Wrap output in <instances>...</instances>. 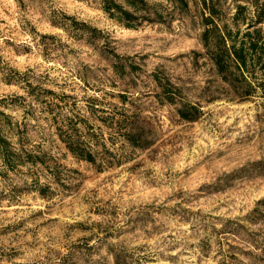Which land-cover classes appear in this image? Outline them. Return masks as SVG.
<instances>
[{
	"label": "rangeland",
	"instance_id": "374dc122",
	"mask_svg": "<svg viewBox=\"0 0 264 264\" xmlns=\"http://www.w3.org/2000/svg\"><path fill=\"white\" fill-rule=\"evenodd\" d=\"M258 29L255 87L239 100L197 55L193 7L127 29L87 0H0V110L19 132L16 147L44 160L0 163V264H264V23ZM155 71L200 104L195 122L155 97ZM121 113L138 118L147 147L118 135L107 117ZM77 118L96 166L58 139L57 126Z\"/></svg>",
	"mask_w": 264,
	"mask_h": 264
},
{
	"label": "trees",
	"instance_id": "16d2710c",
	"mask_svg": "<svg viewBox=\"0 0 264 264\" xmlns=\"http://www.w3.org/2000/svg\"><path fill=\"white\" fill-rule=\"evenodd\" d=\"M87 1L94 4L107 18L127 29H136L143 25L167 24L172 22L174 13L184 16L188 14L191 7L195 8L201 26L199 41L203 50L197 55L202 56L210 65L214 75L227 85L230 95L239 100H245L252 94L255 86L250 69L259 63L255 60L261 41L258 27L264 23V5L260 4L261 0H230L228 5L225 4L226 0H162L163 3H150L147 0ZM164 3L166 6L163 5ZM67 19L71 22V27L80 30L77 22L72 18L67 17ZM59 27L66 29L61 25ZM87 32L94 36L99 34L96 29L91 28H87ZM151 79L155 88L158 89L155 97L173 107L181 121L195 122L202 115V107L199 103L188 101L183 86L171 83L169 79L163 78L162 74L159 75L156 71L152 73ZM118 97L122 102L126 99L124 94H119ZM212 100L214 98L210 101ZM2 103L3 101L0 100V106ZM89 108L92 114L96 112L94 106L89 105ZM121 114L123 120L107 117L111 125L118 124L123 127L118 135L122 136L124 142L131 148L147 147L149 142H147L144 128L139 125L138 118ZM9 118L0 110V163L2 166L12 170L23 164L43 165V158L16 147V144L12 142L13 137L19 132L16 129L12 131ZM65 121L63 125L56 128L60 142L75 159L96 166L97 152L90 144V138L87 139L81 135L76 127L78 123L82 124L85 121L81 118ZM18 141L20 145V140ZM102 163L101 159L97 166L99 169ZM1 175L0 170V177ZM39 194H43L40 188ZM115 262L120 264L118 257H115Z\"/></svg>",
	"mask_w": 264,
	"mask_h": 264
}]
</instances>
